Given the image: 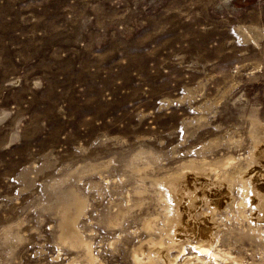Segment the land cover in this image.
<instances>
[{
    "label": "rangeland",
    "instance_id": "rangeland-1",
    "mask_svg": "<svg viewBox=\"0 0 264 264\" xmlns=\"http://www.w3.org/2000/svg\"><path fill=\"white\" fill-rule=\"evenodd\" d=\"M263 145L264 0H0V264H264ZM203 162L256 187L171 241L157 181Z\"/></svg>",
    "mask_w": 264,
    "mask_h": 264
},
{
    "label": "bare ground",
    "instance_id": "bare-ground-1",
    "mask_svg": "<svg viewBox=\"0 0 264 264\" xmlns=\"http://www.w3.org/2000/svg\"><path fill=\"white\" fill-rule=\"evenodd\" d=\"M17 83V82H16ZM12 84V83H11ZM258 121V120H257ZM260 128V127H259ZM252 130V129H251ZM254 135V134H253ZM263 137V136H262ZM264 146V145H263ZM257 148V147H256ZM261 148V147H260ZM255 151V150H254ZM261 151V150H260ZM263 151V150H262ZM251 153V152H250ZM254 155V154H253ZM219 160V159H218ZM217 160V162H218ZM233 160V159H232ZM193 161V160H192ZM195 161V160H194ZM193 161V162H194ZM205 161V160H204ZM191 162V161H190ZM189 162V163H190ZM208 162V161H207ZM201 163V164H188L187 166H185L184 168L187 170L181 172V173H178V174H172V172H168L169 174L161 179H159V181H157V184H158V193H157V198H159L162 203H163V214H164V219L162 221H164L165 223V234L167 237L170 238L171 241H175L176 240V237H175V228L178 227V223L180 222L181 220V216H185L186 219H184V223L187 225L186 228L188 229H191L193 227L192 224H194V221L193 218H191V220L188 219V217H194L195 215H192L190 214V210L188 208L189 204L188 203V198H195L196 200H199V201H203V200H207L206 202L207 203H210V206H209V209L211 208L212 210L211 211H215L216 209L220 208V205L222 204V198L225 196V192L227 190V192H230V189L228 188H231L233 185H238L239 188V193L241 192L243 194V202L244 204H249V198H250V195L252 194V188L253 187H256V182L254 183V180L253 178L249 177V176H241V175H234V174H230L226 168L227 166L225 165L224 167H221V165H216V163ZM220 162V161H219ZM224 162H229L228 160H225ZM232 163V162H231ZM230 163V164H231ZM223 164V163H222ZM227 164V163H226ZM247 165V164H246ZM261 165V164H260ZM180 167H182L180 165ZM226 167V168H225ZM246 167V166H245ZM262 167V166H261ZM136 168V167H135ZM162 168V167H160ZM241 168V167H240ZM139 169V168H138ZM142 169V168H140ZM138 171V170H137ZM256 171V169H255ZM253 171V172H255ZM245 172V171H244ZM235 173V172H234ZM243 173V171H242ZM165 174V173H164ZM255 174V173H254ZM264 174V173H263ZM253 175V174H252ZM135 176V175H134ZM147 176V175H146ZM157 177V176H156ZM155 177V178H156ZM160 177V176H159ZM209 177H213L216 182H210L208 181V178ZM139 179V178H138ZM141 179V178H140ZM259 179V178H258ZM261 179V178H260ZM199 180L201 181L199 183ZM257 180V179H256ZM135 181V180H134ZM154 182V181H153ZM151 182V184L153 183ZM263 182V181H261ZM155 183V182H154ZM156 184V185H157ZM262 186H264V184H262ZM155 187V186H154ZM225 189H224V188ZM137 188V187H136ZM147 189V188H146ZM137 190V189H136ZM257 194H255V201L257 202V206L258 208L264 212V194H262L261 192L257 191L256 192ZM156 194V193H155ZM185 198L187 199V201L185 200ZM242 198V197H240ZM239 198V199H240ZM77 199V198H76ZM128 200V199H127ZM234 200V199H233ZM236 200V199H235ZM140 201V200H139ZM231 201V200H230ZM242 201V200H241ZM240 201V202H241ZM138 201H136L137 203ZM142 202V201H141ZM140 202V203H141ZM206 203V204H207ZM241 203V204H242ZM142 204V203H141ZM192 204V203H191ZM240 204V205H241ZM243 207V206H242ZM245 207V205H244ZM247 207V206H246ZM207 208V207H206ZM251 208V207H250ZM198 209V208H197ZM205 209V208H204ZM196 210V209H195ZM201 211V210H200ZM200 211H197V215L200 216L201 215V219L202 217L205 215V218L204 219V223H206L205 220H207V217H206V214H203L204 212H200ZM207 211H208V208H207ZM221 211V210H220ZM252 211V210H251ZM210 212V211H209ZM199 213V214H198ZM252 213V212H251ZM250 213V214H251ZM194 214V213H193ZM215 214V213H214ZM256 214V213H255ZM157 215V213H156ZM208 215V213H207ZM212 216V214H210ZM254 215V214H253ZM146 217V216H145ZM158 217V215H157ZM253 217V216H252ZM251 217V219H252ZM150 218V217H149ZM159 218V217H158ZM214 218V217H213ZM212 218V219H213ZM199 219V217H198ZM261 219V217H260ZM147 220V219H145ZM144 220V221H145ZM249 220V218H248ZM254 220V219H253ZM252 220V222H253ZM156 221V220H155ZM200 221V220H199ZM198 222V221H197ZM203 222V220H202ZM211 222V221H210ZM151 223L150 221H146L145 225L147 228H150L151 226ZM163 223V224H164ZM201 223V221H200ZM247 223V222H246ZM182 224V223H181ZM203 224V223H202ZM248 224V223H247ZM246 224V225H247ZM251 224V223H249ZM144 225V226H145ZM154 225V224H153ZM216 225V223H215ZM214 225V226H215ZM155 226V225H154ZM158 226V225H157ZM180 226V224H179ZM198 226V225H197ZM211 226V225H210ZM255 226V224H254ZM259 226V225H258ZM64 228V232H73V225L71 223H64L63 226ZM161 227V226H160ZM249 227V226H248ZM257 227V226H256ZM262 227V226H260ZM196 228V227H195ZM155 229V227L153 228V230ZM162 229V227H161ZM199 229V228H198ZM219 229V228H218ZM253 229V228H252ZM75 230V229H74ZM156 230V229H155ZM157 230H159L157 228ZM212 230V229H211ZM217 230V228H216ZM261 230V229H260ZM162 231V230H161ZM163 231V232H164ZM187 231V230H186ZM218 231V230H217ZM216 231V232H217ZM248 231V230H247ZM246 231V234L245 235H248ZM255 231V230H254ZM259 231V230H258ZM151 232V231H150ZM162 232V233H163ZM179 232H181V230L179 229ZM185 232V231H184ZM183 232V233H184ZM188 232V231H187ZM192 232V231H191ZM212 232V231H211ZM251 232V231H250ZM253 232V231H252ZM251 232V233H252ZM261 232V231H260ZM155 233V232H154ZM160 233V232H159ZM189 233V232H188ZM197 233V232H196ZM200 236H204L206 237V240L209 242V244H212L210 243L211 241H213L214 239L213 238H216V234H215V237H211L210 235V231H209V228L208 226H200ZM263 233V231H262ZM157 234V233H156ZM186 234V233H185ZM190 234V233H189ZM264 234V233H263ZM159 235V234H158ZM178 235V234H177ZM252 235V234H251ZM149 236V235H148ZM162 236V235H161ZM165 235H163L164 237ZM183 236V235H182ZM193 236V235H191ZM258 236V235H257ZM159 237V236H158ZM180 237V236H179ZM249 237V235H248ZM250 237H253V236H250ZM168 238V239H169ZM200 238V237H199ZM211 238L213 240H211ZM159 239V238H158ZM204 239V238H203ZM80 240V239H79ZM169 240V241H170ZM178 240V239H177ZM181 240V239H180ZM180 240H178L180 242ZM184 240V239H183ZM193 240V239H192ZM205 240V239H204ZM189 241V240H188ZM194 241V240H193ZM85 242V241H84ZM183 242V241H182ZM199 242V241H198ZM201 242H202V238H201ZM208 242L206 243V246L208 245ZM82 243V242H81ZM87 243V242H86ZM164 243V242H163ZM167 243V242H166ZM170 243V242H169ZM204 243V241H203ZM156 244V243H155ZM165 244V243H164ZM172 244V243H171ZM176 244V243H175ZM160 245V244H159ZM179 245V244H177ZM176 245V246H177ZM195 245H196V242H195ZM203 244H201V251L204 252L205 249H203ZM180 246H181V242H180ZM192 246H193V243H192ZM212 245H210V248L212 249L211 247ZM156 247V246H155ZM170 247V245H169ZM178 247V246H177ZM197 247V246H196ZM208 247V246H207ZM154 248V247H153ZM152 248V249H153ZM156 248H159V247H156ZM173 248V247H172ZM194 248V247H192ZM214 248H217V247H214ZM169 249V248H168ZM195 249V248H194ZM209 249V247H208ZM206 250L208 254V251L209 250ZM221 249V248H220ZM228 249V248H227ZM87 250V249H86ZM167 250V249H166ZM171 250V248H170ZM196 250V249H195ZM198 250V249H197ZM216 250V249H215ZM214 250V251H215ZM154 251V250H153ZM164 251V250H163ZM225 251V250H224ZM152 252V251H151ZM169 252V251H168ZM210 252V251H209ZM150 253V252H149ZM158 253H161L160 251ZM89 254V253H88ZM91 254V253H90ZM156 254V252H155ZM154 254V255H155ZM162 256H163V253H161ZM166 254V253H165ZM221 254V253H219ZM157 256V254H156ZM161 256V255H160ZM161 256V258H162ZM207 256V255H206ZM227 256V255H226ZM135 257V256H134ZM166 257V256H164ZM163 257V259H165ZM218 257V256H217ZM139 258V257H138ZM167 258V257H166ZM193 258V257H192ZM198 258V257H197ZM158 259V256L157 258ZM202 259V258H200ZM236 260V259H235ZM143 261V260H142ZM146 261V259H145ZM170 261V259H169ZM234 261V260H232ZM166 263V262H164ZM158 264V263H157Z\"/></svg>",
    "mask_w": 264,
    "mask_h": 264
}]
</instances>
